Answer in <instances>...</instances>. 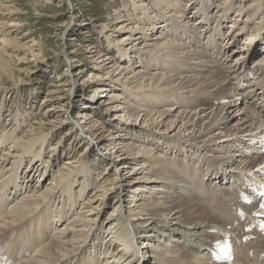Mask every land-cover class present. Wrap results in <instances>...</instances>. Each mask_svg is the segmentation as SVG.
Wrapping results in <instances>:
<instances>
[{
	"label": "bare ground",
	"instance_id": "obj_1",
	"mask_svg": "<svg viewBox=\"0 0 264 264\" xmlns=\"http://www.w3.org/2000/svg\"><path fill=\"white\" fill-rule=\"evenodd\" d=\"M186 1L191 12L183 22L189 10ZM192 1L133 0L132 11H118L105 24L111 41L124 42L115 63L109 53L100 52L95 65L97 70L106 65L112 68L108 79H103L109 83L97 87L96 93H108L111 100L106 110L113 120L99 127L94 115L82 112L83 120L74 123L87 134L82 140L93 138L86 140L89 147L93 143L101 151L99 163L83 154L73 155L48 178L55 160H43L45 139L36 137L35 126L16 137L23 122H0V145L11 142L7 149H0V264L264 262V215L256 213L264 203V24L247 36L249 19L239 21L242 8L223 32L233 0H195L198 4L191 7ZM12 8L0 1V18L11 16ZM256 14L257 7L247 17ZM6 24L8 20L0 21V32ZM158 29L162 30L159 35L149 40L150 30ZM240 34L253 48H235ZM2 50L5 57L8 50ZM66 56L72 59L67 52ZM168 68L171 73L159 70ZM182 68L185 72L180 73ZM82 72L80 67L73 74ZM73 74L60 85H76ZM89 74L85 82L90 85L100 79L94 70ZM129 86L146 92L136 97L142 102L137 109L124 107L132 95L125 89ZM58 91L46 93L44 101L58 103L62 96L48 99ZM151 103L158 104L150 111L155 127L135 122L133 129L128 128L112 111L128 108L129 120L139 121ZM178 104L199 108L184 110ZM59 105H52L47 113L54 114L63 106ZM100 107L96 99L92 108ZM60 121L50 123L62 125ZM111 123L129 129L131 136L120 132L108 137L105 132L112 130ZM214 152L227 158L223 161L227 166L218 168ZM102 165L106 170L92 182V170ZM140 165L145 166V175H139ZM110 206L112 212L104 217ZM102 227H107L104 240Z\"/></svg>",
	"mask_w": 264,
	"mask_h": 264
},
{
	"label": "rangeland",
	"instance_id": "obj_2",
	"mask_svg": "<svg viewBox=\"0 0 264 264\" xmlns=\"http://www.w3.org/2000/svg\"><path fill=\"white\" fill-rule=\"evenodd\" d=\"M0 1H4L6 5L12 6V11L14 12L11 13V16L3 17L4 19L0 18V21L2 22L8 20V24L3 28L4 32H0V48L3 49L2 52H4L5 48L8 50L5 57L1 56L0 53V110L2 109L0 112V122L4 121L5 123H9L12 120V122H14L15 119H19L21 123L23 122L22 128L17 132L16 137L24 135V132L32 125L35 126L36 130L39 131L36 137L42 138L41 140L45 139L43 146V160H55L54 166H52V173H50L48 178H53L55 175L54 169H57L58 167L61 168L63 160L70 158L73 155L79 156L80 154H83L84 156H88L92 163H99L102 159L101 151L93 148V143H91L89 147L88 143L90 142L86 140H93V138L86 137L85 140H82L81 137H84L87 134L80 131L74 123L83 120L81 118L83 115L82 112L94 115L92 119H97L99 121L97 123L99 127H102L104 122L113 120L111 111L107 112L106 110V107L109 105H106V102L111 100L109 96H106L108 93H96L97 87L109 83L110 80L103 79H108L105 78L108 77L107 71L112 68H108L109 65H106L103 69L97 70L98 68H96L95 65L99 64L100 52L109 53L113 59L112 63L117 61L116 58L118 57L117 55H119L117 50L119 47H123L122 44L124 42L120 45V39H118V42H114V40L111 41V39H109L110 37H108V29H105V24L110 21L111 17L118 11H121L122 14H127L129 10L132 11L134 7L133 0ZM218 1L219 0H208L207 3H217ZM223 1L224 0H220V3H223ZM124 3H127V8H125ZM160 3L161 1L158 2V4ZM186 4L188 5L189 10L185 13L183 22L188 20L187 17L191 12L190 3L186 1ZM197 4L198 3L193 0L191 7L196 6ZM228 7L232 9H230L231 13L228 15L229 18L223 24V32L228 30L231 21H235L234 18L237 17L238 10L242 8L244 10L239 16V21L241 23L246 21V18L247 20L249 19L247 36H250L252 32L256 33L259 31L262 27L261 25L264 24V22H261L264 19V0H233L229 2ZM256 7L259 8V14L247 17L253 8ZM246 10L248 11L245 14ZM230 11H228V13ZM212 21L215 23V18H213ZM150 31V34H147L149 40L157 37L162 30L158 29ZM162 35L166 37L167 33L163 32ZM241 35L242 34L236 36L238 41L235 48L237 50L242 49L241 47L243 46L253 48V44L246 43V36ZM254 38H252V40ZM6 40L13 41L12 43H8ZM163 40L164 39H161V41ZM187 44L191 48H197L196 46L193 47L190 43ZM93 45L95 48L91 52L86 51L89 46ZM89 49H91V47ZM66 52L72 56L71 60H68L69 58H67ZM123 52L124 51H122V53ZM262 52H264V50ZM235 57L236 56L234 55L232 59L235 60ZM254 60L255 56L249 60L251 66L255 62ZM80 67L83 72L79 75H74ZM152 67L153 66L148 68L151 69ZM137 68L138 66L134 67L133 71L128 74L132 75ZM92 70L100 74V79L90 85L85 81L89 79V73ZM159 70L171 73L169 68ZM179 72H185V69L182 68V71ZM72 74L77 80L76 85L71 88L67 85L61 86L60 84L62 83H68L67 77ZM116 84L119 85L117 82ZM88 85H90V87H88ZM125 89L132 95L130 98L128 97L129 99L124 107H128L129 109L139 108V106L142 105V102L139 98L137 100L136 97H144L146 92L134 91L130 86ZM57 90H59L58 93L51 95L48 99L53 97L55 100L57 96H62V99L57 100L58 103L44 101V98H47L46 93L50 91H53L54 93ZM116 92H118V90L114 91V93ZM96 99L98 100L99 105H101L99 109L92 108V103L95 102ZM172 103L176 104L177 102H170L167 107L170 108L174 106ZM54 104L55 106H52ZM59 104L65 106L59 107L54 114L52 113V115H50L49 112L47 113L49 107L52 106L57 108V105ZM178 105L184 110H197L199 108L198 106L186 107L180 104ZM156 106H158V104H149L146 107V116L144 115V112L140 113L141 116L139 121L134 120V118L129 120V116L126 113L128 108L126 110L116 108L112 111L120 115H117V121L125 124L128 128L131 127L133 129V124L135 122L146 125V127H155V125H151V123L154 122L151 120L154 117V114H150V111L154 110ZM61 109L63 110L61 111ZM16 113H18V116ZM147 113L149 114L148 117ZM57 118L61 120L60 122H62V125L60 123L56 125L57 122L50 123V121ZM41 124H43L42 127L40 126ZM54 124L57 127H55ZM81 125L83 126V123H81ZM120 132L128 133L127 137L131 136V131H129V129L125 131L124 128L117 125H112V130L110 132L106 131L105 135H108V137L111 138V134L112 136H115ZM10 144V141L4 146L1 144L0 149H7V146ZM102 153H106L105 150H102ZM153 154L154 156H157L158 151H154ZM212 154L218 168L227 166L223 163L227 158H221L220 156L222 153H217L216 155V152H214ZM131 162L132 161L129 160V163ZM27 165L28 162L24 165L25 167H22L21 169L24 170ZM105 166L106 165L98 166V168H96L98 171L95 169L92 170L90 177L92 182L97 174L106 170ZM141 167V165L140 167L138 166V168H140L138 169L139 175H143L147 172L145 166H143V168ZM112 170L115 171L114 167H112ZM223 173L227 175L229 174V171L223 170ZM48 174L49 173H47V175ZM20 181L22 183V180ZM41 183H43V180ZM47 183L48 180L44 181V184L41 187L45 188ZM33 184H35V181ZM74 185L77 186V183ZM150 185L154 186L152 183ZM92 190L93 189L91 188L82 195L80 204L75 207L74 213L79 211L83 200ZM148 195L153 196L155 193H149ZM112 209L111 206L106 208L104 217H107L112 212ZM106 230L107 227L105 229L102 227L104 234L101 235V240L106 238L107 233L104 232ZM143 242L144 240H140L141 244H143Z\"/></svg>",
	"mask_w": 264,
	"mask_h": 264
}]
</instances>
